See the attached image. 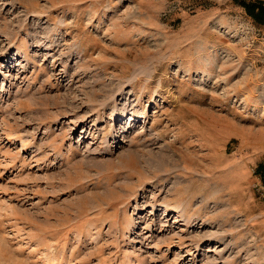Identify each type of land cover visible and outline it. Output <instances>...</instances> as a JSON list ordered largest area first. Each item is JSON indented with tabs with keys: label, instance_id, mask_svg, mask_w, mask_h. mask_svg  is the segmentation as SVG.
Listing matches in <instances>:
<instances>
[{
	"label": "rangeland",
	"instance_id": "rangeland-1",
	"mask_svg": "<svg viewBox=\"0 0 264 264\" xmlns=\"http://www.w3.org/2000/svg\"><path fill=\"white\" fill-rule=\"evenodd\" d=\"M260 164L236 0H0V264H264Z\"/></svg>",
	"mask_w": 264,
	"mask_h": 264
},
{
	"label": "bare ground",
	"instance_id": "bare-ground-1",
	"mask_svg": "<svg viewBox=\"0 0 264 264\" xmlns=\"http://www.w3.org/2000/svg\"><path fill=\"white\" fill-rule=\"evenodd\" d=\"M173 147H172V145H169L170 152H172L174 155H176L177 154V150L174 149ZM167 151H169V150L168 149H163L162 152L153 153V155L151 154L152 156L149 157V159L147 161V164L148 165L156 164L157 168H159L161 170L162 169L163 170L165 169V170H168V171H173V170L174 171H177V170H180V167L181 166L179 167L180 164H178V161L173 158V154H170V152L168 153ZM178 154H180V153H178ZM171 165L173 167H170ZM151 176L155 177V175H153L152 173H151Z\"/></svg>",
	"mask_w": 264,
	"mask_h": 264
},
{
	"label": "trees",
	"instance_id": "trees-1",
	"mask_svg": "<svg viewBox=\"0 0 264 264\" xmlns=\"http://www.w3.org/2000/svg\"><path fill=\"white\" fill-rule=\"evenodd\" d=\"M245 9L248 15H250L255 22L264 24V1L262 0H236ZM257 173L261 175L264 183V165L260 164Z\"/></svg>",
	"mask_w": 264,
	"mask_h": 264
}]
</instances>
